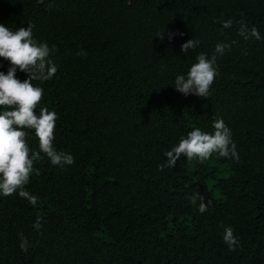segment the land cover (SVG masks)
I'll return each mask as SVG.
<instances>
[{
    "label": "trees",
    "instance_id": "trees-1",
    "mask_svg": "<svg viewBox=\"0 0 264 264\" xmlns=\"http://www.w3.org/2000/svg\"><path fill=\"white\" fill-rule=\"evenodd\" d=\"M241 20L261 39L240 36ZM0 24H31L37 42L55 46L57 73L33 84L58 115L55 148L75 160L62 168L40 153L26 185L36 205L0 195V264H264V0H0ZM189 39L200 44L185 54ZM217 43L231 50L217 59L208 97L177 91L175 78ZM8 68L0 57V72ZM219 118L238 162L181 157L160 170L181 138L214 133ZM194 192L212 201L207 212L190 203Z\"/></svg>",
    "mask_w": 264,
    "mask_h": 264
},
{
    "label": "clouds",
    "instance_id": "clouds-1",
    "mask_svg": "<svg viewBox=\"0 0 264 264\" xmlns=\"http://www.w3.org/2000/svg\"><path fill=\"white\" fill-rule=\"evenodd\" d=\"M43 3L44 0H37ZM52 7V5H49ZM223 28L233 25V20L221 21ZM238 34L245 40L261 39L259 30L253 26L250 29L241 20ZM33 25L27 29L21 27L13 31L0 24V57L9 61L7 74L0 72V195L4 197L19 195L32 205H36L38 197L26 190L30 177L35 172L39 175V169H34V161L40 159V153H44L51 164L59 167L74 164V157L63 151H57L54 146L55 127L58 115L55 111H49L47 107H41L44 96L42 87L34 85L33 81L44 83L51 80L58 71V65L52 58L55 46L49 48L47 43L37 42L33 38ZM176 34L169 33L171 40ZM180 35H183L182 33ZM161 39L164 33L158 34ZM200 44L199 40L189 39L181 45L183 53L195 49ZM231 50V45L217 43L213 54L209 57L206 53H200L186 75H178L175 78L174 88L185 96L194 94L207 98L209 90L218 75L216 63L218 57ZM77 55H86L80 50ZM17 69L27 73L28 78L21 82L16 77ZM214 133L202 132L199 127L188 132L186 138H181L179 143L165 153L166 163L159 166L174 168L181 157L189 161L196 160L199 163L208 161L213 155L217 158L234 159L239 161L236 144L232 140L231 130L226 126L222 118L213 122ZM25 130H34L38 138L39 151L30 149ZM198 204V211L203 214L208 211L212 201L205 202V198L198 193H193L190 203ZM42 217L38 216L33 224L37 230L42 228ZM21 236L20 249L27 252L30 246L28 240ZM223 241L229 251H235L239 246V239L234 235L232 227L224 230Z\"/></svg>",
    "mask_w": 264,
    "mask_h": 264
}]
</instances>
